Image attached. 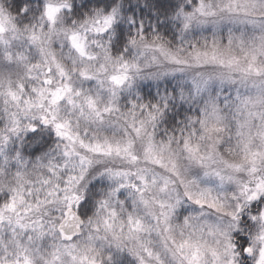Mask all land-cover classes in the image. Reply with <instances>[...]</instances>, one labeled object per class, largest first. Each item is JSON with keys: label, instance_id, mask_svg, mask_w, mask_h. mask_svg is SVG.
Wrapping results in <instances>:
<instances>
[{"label": "snow or ice", "instance_id": "6c2138e0", "mask_svg": "<svg viewBox=\"0 0 264 264\" xmlns=\"http://www.w3.org/2000/svg\"><path fill=\"white\" fill-rule=\"evenodd\" d=\"M0 264H264V0H0Z\"/></svg>", "mask_w": 264, "mask_h": 264}, {"label": "clouds", "instance_id": "9594fccd", "mask_svg": "<svg viewBox=\"0 0 264 264\" xmlns=\"http://www.w3.org/2000/svg\"><path fill=\"white\" fill-rule=\"evenodd\" d=\"M82 3V0H77V4H81ZM93 87V85H85V88H91ZM148 87H150V85H145V88L147 89ZM45 139H47V137H45Z\"/></svg>", "mask_w": 264, "mask_h": 264}]
</instances>
